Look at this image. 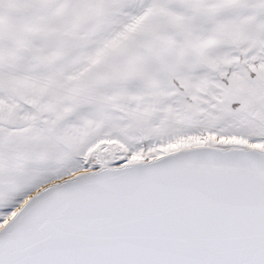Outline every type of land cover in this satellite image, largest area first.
<instances>
[{"label":"snow or ice","instance_id":"6c2138e0","mask_svg":"<svg viewBox=\"0 0 264 264\" xmlns=\"http://www.w3.org/2000/svg\"><path fill=\"white\" fill-rule=\"evenodd\" d=\"M0 264H264V0H0Z\"/></svg>","mask_w":264,"mask_h":264}]
</instances>
